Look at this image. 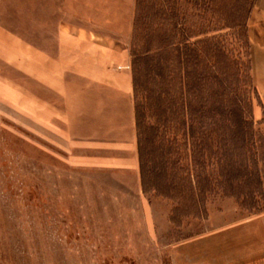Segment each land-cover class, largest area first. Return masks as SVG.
<instances>
[{"label":"rangeland","instance_id":"1","mask_svg":"<svg viewBox=\"0 0 264 264\" xmlns=\"http://www.w3.org/2000/svg\"><path fill=\"white\" fill-rule=\"evenodd\" d=\"M256 1L253 0L251 10ZM220 2L211 0L208 7L216 6V11L205 12V24L209 20L214 27L220 26ZM158 3L159 0H139L136 12L139 22L146 24V31L152 30V49L159 43L158 32L165 30L154 9ZM178 4L180 14L188 20L185 25L202 21L199 11L190 4L185 5L182 0ZM143 27L139 28L141 32ZM213 35L220 53L235 63L232 71L224 69L223 55L217 56L218 74L228 77L237 91L246 95L250 47L244 40V29L234 34L220 30ZM179 40L174 33L172 41L176 44ZM131 42L132 35L130 48ZM173 60L174 81L170 86H162L159 78L149 73L145 86L142 62L136 64L142 78L139 85L150 91L158 88L159 92L171 88V93L178 96L182 72L176 53ZM205 64L202 60L196 67L190 62L186 66L191 75L194 69L202 73L199 91L210 93L215 84L202 79L208 72ZM252 96L249 109L257 146L247 155L254 156L253 177L246 180L238 176L234 195L223 196L218 176L222 158L219 144L213 143L206 149L210 155L206 171L215 180L203 193L204 198L195 190V198L191 197L195 177L194 181L192 175L187 178L183 166L173 175L175 199L152 190L144 192L139 169L133 175L69 163L65 147L57 138L52 140L47 131L45 134L40 123L25 110L0 101V264H264V111H255L261 101L259 96ZM241 102L248 107L246 99ZM165 116L167 120L163 124L160 121V125H178L174 115L161 114L162 118ZM204 121L206 138H211L210 130L216 127L215 136L222 135L221 123L217 126L209 116ZM180 136L177 134L179 144Z\"/></svg>","mask_w":264,"mask_h":264},{"label":"crops","instance_id":"2","mask_svg":"<svg viewBox=\"0 0 264 264\" xmlns=\"http://www.w3.org/2000/svg\"><path fill=\"white\" fill-rule=\"evenodd\" d=\"M134 12L135 0H0V101L57 138L69 163L138 174ZM247 34L264 111V0Z\"/></svg>","mask_w":264,"mask_h":264},{"label":"trees","instance_id":"3","mask_svg":"<svg viewBox=\"0 0 264 264\" xmlns=\"http://www.w3.org/2000/svg\"><path fill=\"white\" fill-rule=\"evenodd\" d=\"M138 1H135L130 64L138 168L143 191L152 190L157 195L175 199L174 192H177V190L173 189L176 185L173 175L176 170L185 166L187 178L192 175L193 181L195 177L196 183L195 188L192 187L193 189L190 190L188 186L187 190L192 191V194L190 193L192 198H195L194 190L197 195L201 193L202 196L214 179L211 178V173L206 171L207 166L210 164V155L207 154L206 149L211 144L217 143L222 158L218 176L223 187L220 188L219 192L223 196H232L235 193V180L238 176L250 180L255 174L252 170L254 156L249 157L247 155L249 150L254 152V148L257 146L252 111L249 107L252 106V95L257 99L259 95L252 81L249 50L247 65L249 84L246 95H243V92H238L228 77L218 74L215 63L220 64L217 56L223 54L217 49V44L214 42L216 36L213 33L224 30L225 34L226 32L234 34L243 28L246 36L244 40L249 48L246 24L253 0H222L218 5L219 19L222 21L218 28L214 27L212 21L208 20L205 24V20H203L205 12L211 11L215 14L216 10L214 8L216 9V6L208 7L211 0H182L185 5L190 4L194 11L196 9L201 14L200 19L202 21L198 25L192 23L185 25L188 20H186L185 14H180L178 0H159L154 9L158 10V14H160L159 23L161 26H165V28L163 27L165 30L156 33L159 43L153 49L149 48L154 37L152 30L146 31V24H141L139 22L140 18L136 15ZM243 16H245L244 19ZM141 25L142 27L145 25L144 30L142 29L143 32L139 29ZM199 27H201V30ZM144 33L146 36H144ZM174 33L180 37L179 42L176 44L172 41ZM201 37L203 38L201 39ZM145 38L148 40L145 41ZM201 44L203 45L201 46ZM200 52L203 57H200ZM175 53L179 59L178 62L182 72L179 76L180 92L178 96L171 93V88L162 89L161 92L154 87L151 88V91L150 88L144 90L149 76L155 79L159 78L162 86H170L174 81L173 59ZM206 58L208 61L206 60L205 64L204 60ZM223 58L224 69L232 71L235 63L224 55ZM202 60L208 66V72L204 70V73L207 74L202 79L205 78L204 81L209 80V82L215 84L210 93L199 91L202 73L194 69L191 75L186 66L190 62L196 67L199 61L200 64L202 63ZM209 60L212 61L209 62ZM140 62L144 64L142 74L145 86L139 85L142 78L141 74H138L139 69L136 64ZM240 76H242L241 73ZM161 79H165V82ZM243 96L246 97L243 98ZM245 99L247 108H245V104H241V101ZM166 112L171 116H175L178 125L171 127L166 125L168 129L162 125L167 117L162 118L161 114H166ZM208 116L212 117L214 122H217L215 123L217 126L221 123V129L219 130L223 132H220L222 135L215 136L214 133L218 128L216 127L210 130L214 136L211 133V138H206L207 131L202 127H204V120ZM179 133H181L180 137L182 139L180 144L177 139ZM216 137H219V140ZM184 160H186L185 165L183 164ZM191 166L192 171H190ZM250 167L251 170H249ZM202 198L204 197L202 196Z\"/></svg>","mask_w":264,"mask_h":264}]
</instances>
